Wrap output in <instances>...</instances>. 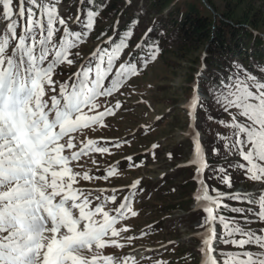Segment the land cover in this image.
Instances as JSON below:
<instances>
[{
  "label": "snow or ice",
  "instance_id": "1",
  "mask_svg": "<svg viewBox=\"0 0 264 264\" xmlns=\"http://www.w3.org/2000/svg\"><path fill=\"white\" fill-rule=\"evenodd\" d=\"M109 6L77 0L69 12L67 0H0V264H169L124 251L136 240L128 221L140 215L143 177L117 187L110 179L124 175L120 161L101 168L95 158L131 146L95 133L110 127L108 118L124 108L121 97L135 91L132 80L161 53L149 36L154 27L133 46L139 20L120 30L117 19L113 34L100 32L84 54ZM65 68L75 70L60 79ZM185 116L189 158L176 167L188 168L194 182L198 243L191 259L264 264V70L253 74L235 62L203 89L197 82ZM161 147H145L140 163L125 156L127 167L155 161ZM148 227L155 232L159 222Z\"/></svg>",
  "mask_w": 264,
  "mask_h": 264
},
{
  "label": "rangeland",
  "instance_id": "2",
  "mask_svg": "<svg viewBox=\"0 0 264 264\" xmlns=\"http://www.w3.org/2000/svg\"><path fill=\"white\" fill-rule=\"evenodd\" d=\"M203 1L212 8L209 1ZM210 1L217 9H222L226 0ZM250 1L252 12H258V17L264 20V0ZM242 6L245 7L247 4L243 3ZM116 20L98 18L95 32L82 46V52L87 54L93 50L98 43L96 40L98 30L108 24L114 25ZM120 23H123V20ZM204 55L206 56V50L203 46L187 53L171 52L159 55L138 78L132 80L135 91L126 100L121 97L124 100V108L115 117L108 118L110 127L95 133V137L123 138L132 141L130 147L125 146L122 150L115 151L111 157H100L98 154L95 157L100 160L101 168L120 161V171L124 175L111 178L110 182L113 185L125 186L134 179L143 177L142 185L146 194H139L138 202L135 203L140 215L128 221L133 226L131 234L136 236V240L131 247L124 249L125 252L135 248L147 257L163 258L169 261V264H194L190 254L193 256L197 254L198 242L194 232L197 230L196 220L199 213L193 210L194 201L188 210L183 209V200L179 195L175 196L178 192H167L165 187L170 182L172 187L175 184L179 185L184 179L182 175H177L176 165L185 164L189 158L188 143L191 141L187 132L190 121L185 116V105L191 98L194 84L197 83V74H203ZM74 70L65 68L60 79L66 78L67 74ZM169 109H172L171 113ZM157 116L161 117L158 121ZM144 124L151 125L153 129L147 135L140 130V126ZM151 143H159L162 146L157 150V159L153 161L148 157L144 167L128 168V162L124 157L132 155L134 161L140 163L144 158L145 147H150ZM168 153L173 154L172 159H169ZM87 167H92L90 161ZM107 183L102 182L101 186H107ZM237 187H245V183L241 181ZM191 197L193 198V191ZM173 203L177 204V207L166 211L165 205ZM156 222H159V229L153 232L148 226L155 225ZM141 231L147 232L148 235L141 237ZM169 240L176 243L169 245V250L164 251L160 245L167 244Z\"/></svg>",
  "mask_w": 264,
  "mask_h": 264
},
{
  "label": "trees",
  "instance_id": "3",
  "mask_svg": "<svg viewBox=\"0 0 264 264\" xmlns=\"http://www.w3.org/2000/svg\"><path fill=\"white\" fill-rule=\"evenodd\" d=\"M207 1L211 3L212 9L203 0H131L130 4L128 0H109L110 6L99 18L123 20L119 25L120 30L131 20L138 19L133 46L149 27H154L155 30L149 36L159 43L160 56L171 52L187 53L203 46L206 50L204 69L197 81L202 89L213 77L229 71V65L235 62L253 74L264 70V20L258 17V12H252L251 1L226 0L222 9H217L212 1ZM243 3L247 6L243 7ZM67 4L69 7L66 10L74 12L77 0H67ZM112 26H103L97 34L107 32L112 35ZM200 125L204 128L207 126L203 118ZM177 172L184 178L183 182L173 187L170 182L165 188L167 192L175 188L178 192L175 196L181 197V206L188 210L194 201L191 197L194 182L188 168H178ZM175 207L177 204L173 203L164 208L171 211ZM190 256L194 257L192 254Z\"/></svg>",
  "mask_w": 264,
  "mask_h": 264
},
{
  "label": "water",
  "instance_id": "4",
  "mask_svg": "<svg viewBox=\"0 0 264 264\" xmlns=\"http://www.w3.org/2000/svg\"><path fill=\"white\" fill-rule=\"evenodd\" d=\"M208 7H210L209 5H208ZM211 8V7H210ZM212 9V8H211ZM205 56V55H204Z\"/></svg>",
  "mask_w": 264,
  "mask_h": 264
}]
</instances>
